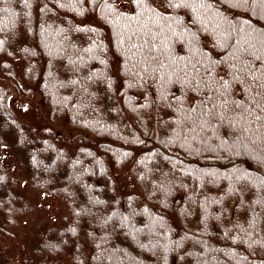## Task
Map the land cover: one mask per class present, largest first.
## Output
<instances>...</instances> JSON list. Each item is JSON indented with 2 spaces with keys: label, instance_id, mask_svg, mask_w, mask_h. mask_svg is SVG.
Returning a JSON list of instances; mask_svg holds the SVG:
<instances>
[{
  "label": "trees",
  "instance_id": "1",
  "mask_svg": "<svg viewBox=\"0 0 264 264\" xmlns=\"http://www.w3.org/2000/svg\"><path fill=\"white\" fill-rule=\"evenodd\" d=\"M0 149V264H264V0H0Z\"/></svg>",
  "mask_w": 264,
  "mask_h": 264
},
{
  "label": "rangeland",
  "instance_id": "2",
  "mask_svg": "<svg viewBox=\"0 0 264 264\" xmlns=\"http://www.w3.org/2000/svg\"><path fill=\"white\" fill-rule=\"evenodd\" d=\"M39 95L38 93H34L31 97H24L22 100H20L16 106V104L13 106V110L16 113L17 117L24 122H27L31 125H35L34 118H33V113L29 111H24V108L27 104V102H32L35 105L38 104L39 100ZM19 100V99H18ZM17 100V101H18ZM10 155L7 151L1 150L0 149V163L4 167H8V164H10ZM9 170V168H8ZM42 206L40 209V219L42 218L45 220L48 224L56 225L59 223L60 218L66 215V210L65 208L56 200L48 198V197H43L41 199ZM39 216V214H38ZM28 224H23L21 228L18 230L20 233V236L24 232H26L27 237H29L32 234V231L30 227H27ZM23 237V236H22ZM24 238V237H23Z\"/></svg>",
  "mask_w": 264,
  "mask_h": 264
}]
</instances>
